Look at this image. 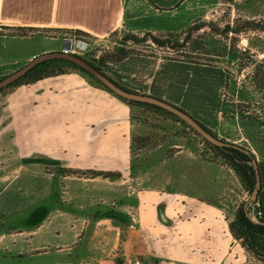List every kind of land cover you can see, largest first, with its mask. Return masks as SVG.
I'll use <instances>...</instances> for the list:
<instances>
[{
  "label": "crops",
  "instance_id": "0c3cea01",
  "mask_svg": "<svg viewBox=\"0 0 264 264\" xmlns=\"http://www.w3.org/2000/svg\"><path fill=\"white\" fill-rule=\"evenodd\" d=\"M186 1L0 0V29L75 30L93 39L120 32L142 35L157 28L143 23L146 15L175 16ZM217 3L195 0L187 7L188 25L205 19ZM63 43L62 37L34 31L0 33V78L42 53L61 50ZM132 56L149 63L137 72L117 73L121 86L169 98V75L157 81L159 69L182 61L139 53L120 62ZM2 99L0 264H117L124 253L138 254L148 264H246L229 232L231 219L215 200L219 194L205 198L198 194L203 186L190 180L136 186L145 177L130 175L138 126L119 97L71 70L0 92ZM195 159L201 182L202 159L188 161ZM87 170L119 175L77 173Z\"/></svg>",
  "mask_w": 264,
  "mask_h": 264
},
{
  "label": "rangeland",
  "instance_id": "374dc122",
  "mask_svg": "<svg viewBox=\"0 0 264 264\" xmlns=\"http://www.w3.org/2000/svg\"><path fill=\"white\" fill-rule=\"evenodd\" d=\"M194 1L187 0L175 16L167 14L155 18L146 15L142 21L147 26L157 27L154 35L163 38L171 33L181 41L184 38L182 33L186 29L176 33L161 29L187 28L188 20L192 15L191 11H187V7ZM203 1L211 3L218 1V3L205 19L198 18L192 22L194 26L202 27L193 28L184 46L174 48L159 47L149 37L145 41H125L124 32L103 39H93L75 30L53 28L23 30L22 27L1 26L0 33L28 34L34 31L49 38L69 37L85 40L88 46L86 50L81 51L80 56L99 65L102 72L120 86L122 84L116 76L117 73L127 75L137 72L139 69H145L149 63L148 59L133 56L123 64L116 61L115 56L125 50H133L134 53L130 54L155 55L175 61L181 56H191L196 60L211 58L214 65L188 61L162 64L156 80H161L168 73L171 82L168 86L169 98L153 97L177 106L218 138L244 145L254 153L257 160H264V117L257 118L252 123H243L237 118L220 123L218 119L220 98L224 91V69L229 72L230 78L228 94L230 96L233 93L232 98L228 99L258 106V113V110L264 111L263 92L254 90L252 94L248 93L251 86L257 84L255 81L257 78H252L255 73L251 71L255 64L258 65V77L264 78V29H258L264 28V0ZM177 2L178 0H168L172 5ZM247 22H252L255 27H245ZM142 35L137 36L140 38ZM201 41L206 45L207 51L195 49V44ZM83 47L85 44L82 45ZM206 52L211 56L210 58L204 55L207 54ZM70 71L71 69L68 70ZM83 75L88 81L99 86L94 80ZM0 102L2 103L3 99ZM129 113L132 121L135 122V128L138 126L132 137L133 164L130 175L145 176L136 186L164 185L162 179L165 178H168V183L177 181L181 184L180 181H193L198 187L203 186L198 194L205 198H213L219 194L215 200L225 208L227 219H232L236 208L249 198V194L243 189L233 171L215 156L214 151L190 128L174 117L139 106H130ZM137 123L139 125H136ZM193 157L202 159L204 180L201 182L196 181V174L200 169L197 166L198 162L196 159L193 163L188 161ZM146 158H150V161L144 162ZM132 185L135 186L133 183Z\"/></svg>",
  "mask_w": 264,
  "mask_h": 264
},
{
  "label": "trees",
  "instance_id": "16d2710c",
  "mask_svg": "<svg viewBox=\"0 0 264 264\" xmlns=\"http://www.w3.org/2000/svg\"><path fill=\"white\" fill-rule=\"evenodd\" d=\"M183 0H178L176 5H178ZM202 26H194L193 23L187 26L186 31H184L182 34H184L183 40H179L177 36H174V34H167L165 37H158L154 35L151 32H146L142 35V37H138L135 34H126L124 36V40L128 41H145L147 37L151 39V41L155 44H157L159 47L168 46L170 48H174L176 46H184L186 43L190 32L195 29H200ZM245 27L253 28L255 26L252 25V22H247ZM23 30H29L32 28L24 27ZM257 29V28H256ZM258 29H264V28H258ZM22 30V31H23ZM235 31H238V29H235ZM78 33H81L77 31ZM19 35H25L23 33ZM195 49H206V45L201 41L195 44ZM207 51V50H205ZM134 53L133 50H125L118 55L115 56L116 61L122 60L124 57H126L128 54ZM206 57L210 58L211 56L206 52ZM80 56V55H79ZM212 59L207 60H196L195 58L191 56H181L178 61H188L193 63H200V64H206V65H214ZM75 70L79 71L92 80H94L100 87L108 90L111 92L108 88H106L103 84H101L97 79L93 78L87 71H85L83 68L79 67L75 63L66 60V59H60V58H54V59H48L45 61H42L38 63L36 66L31 68L26 74L21 76L19 79L8 85L7 87H4L0 89V92H2L5 89H9L11 87H15L20 84H28V83H34L36 81L42 80L44 78L56 76L62 73L68 72V70ZM251 71H254L255 74L252 75V78H257L255 81L257 82L256 86H251V89L248 90L249 94H252V92L259 91L263 92L264 95V78L260 79L258 77L259 70L258 65L255 64ZM225 72V81H224V91L222 95V100L220 104V123H224L228 119H239L243 123H252L258 119H261L259 113L257 112L258 106H250L248 104H241L240 102H234L233 100H230L228 98H232L233 93L228 94L229 90V72L224 69ZM262 74V73H261ZM260 83V84H259ZM118 84V83H117ZM114 94L113 92H111ZM115 95V94H114ZM117 96V95H115ZM119 97V96H117ZM121 100L126 102L129 106H139L142 108H148L151 110L160 111L162 113H165L171 117H174L177 121L183 123L186 127L190 128L185 122L177 118L172 113L158 107L152 104H147L143 102H137V101H131L126 100L124 98L119 97ZM264 119V118H263ZM195 134H197L192 128H190ZM209 131V130H208ZM211 132V131H209ZM212 133V132H211ZM214 134V133H212ZM216 136V134H214ZM197 136H199L197 134ZM199 138L207 144L211 150L214 151L215 156L220 158L225 165H227L235 174V176L239 179L243 189L251 195L255 183H256V174L255 169L252 163V159H256L254 153L248 149V147L238 144V143H232L236 146H228V147H218L215 146L205 139ZM221 140H224V138H220ZM247 149L251 152V154L245 153L241 148ZM132 150L133 146H131V168L133 164L132 159ZM257 168H258V174L260 178V188L257 193L256 199L251 204V206L246 211L244 208V203L241 202L239 206L236 208L234 217L229 220L228 222V229L231 234V236L240 244L242 247L245 256H246V264H264V160H257ZM68 172V170H66ZM65 171V172H66ZM79 174H89L92 176H102V177H111L115 178L119 174L117 172H103V171H97V170H87V171H78ZM253 215L254 219L251 217ZM121 260L117 261V264H120Z\"/></svg>",
  "mask_w": 264,
  "mask_h": 264
},
{
  "label": "water",
  "instance_id": "95a60500",
  "mask_svg": "<svg viewBox=\"0 0 264 264\" xmlns=\"http://www.w3.org/2000/svg\"><path fill=\"white\" fill-rule=\"evenodd\" d=\"M54 58H60V59H66L69 60L79 67L83 68L85 71H87L93 78L97 79L101 84H103L106 88H108L111 92H113L115 95L124 98L126 100L131 101H137V102H143L147 104H152L155 106H158L173 115H175L177 118L185 122L190 128H192L201 138L205 139L209 143L218 146V147H228V146H236L229 142H226L224 140H221L211 132H209L206 128H204L199 122H197L193 117H191L188 113L181 110L177 106L170 104L168 102H165L161 99H158L156 97L146 95V94H140L128 89H125L124 87L118 85L115 81H113L111 78H109L106 74H104L100 67H96L92 65L89 61L82 58L81 56L77 54L72 53H65L61 50L58 51H52V52H45L42 53L36 57H34L31 61L20 67L19 69L13 71L12 73L0 78V89L7 87L17 79H19L21 76L26 74L31 68L36 66L38 63L48 60V59H54ZM259 114L264 117V111L258 110ZM241 148V147H240ZM245 153L251 154V152L247 149L241 148ZM252 163L255 169L256 174V183L254 186V189L249 196V198L244 203V208L247 211L248 208L251 206V204L256 199L257 193L260 188V178L258 174V168L256 159H252ZM253 219V215L251 216Z\"/></svg>",
  "mask_w": 264,
  "mask_h": 264
},
{
  "label": "built area",
  "instance_id": "2783aa9c",
  "mask_svg": "<svg viewBox=\"0 0 264 264\" xmlns=\"http://www.w3.org/2000/svg\"><path fill=\"white\" fill-rule=\"evenodd\" d=\"M61 51L80 55L82 50H86L88 43L82 39H73L65 37ZM85 47L82 48V45ZM120 264H148L147 261L140 255L134 253H124Z\"/></svg>",
  "mask_w": 264,
  "mask_h": 264
},
{
  "label": "flooded vegetation",
  "instance_id": "af4514ba",
  "mask_svg": "<svg viewBox=\"0 0 264 264\" xmlns=\"http://www.w3.org/2000/svg\"><path fill=\"white\" fill-rule=\"evenodd\" d=\"M83 58V57H82ZM88 61V60H87ZM90 62V61H89ZM92 65L96 66V67H99V65L97 64H94L93 62H90ZM102 71V70H101Z\"/></svg>",
  "mask_w": 264,
  "mask_h": 264
}]
</instances>
